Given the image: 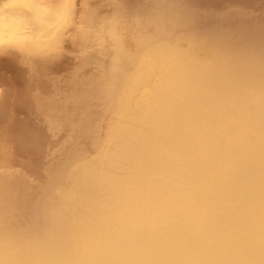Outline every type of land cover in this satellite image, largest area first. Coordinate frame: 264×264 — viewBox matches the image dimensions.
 Instances as JSON below:
<instances>
[{
	"label": "bare ground",
	"instance_id": "1",
	"mask_svg": "<svg viewBox=\"0 0 264 264\" xmlns=\"http://www.w3.org/2000/svg\"><path fill=\"white\" fill-rule=\"evenodd\" d=\"M127 2L133 58L117 73L76 62L61 93L47 82L56 63L32 73L0 58L30 82L11 89L14 106L0 101V239L20 264H264V26L210 34L181 1ZM26 105L53 134L77 133L24 229L18 216L35 194L26 178L41 169L13 184L5 122Z\"/></svg>",
	"mask_w": 264,
	"mask_h": 264
},
{
	"label": "clouds",
	"instance_id": "2",
	"mask_svg": "<svg viewBox=\"0 0 264 264\" xmlns=\"http://www.w3.org/2000/svg\"><path fill=\"white\" fill-rule=\"evenodd\" d=\"M121 0H0V58L35 73L65 57L107 62L113 73L132 60L131 24ZM0 239V264H20Z\"/></svg>",
	"mask_w": 264,
	"mask_h": 264
},
{
	"label": "rangeland",
	"instance_id": "3",
	"mask_svg": "<svg viewBox=\"0 0 264 264\" xmlns=\"http://www.w3.org/2000/svg\"><path fill=\"white\" fill-rule=\"evenodd\" d=\"M124 1H126L127 4L129 3L127 0ZM154 1L155 3L150 4L151 6L164 2L176 4L181 1L184 6V12L200 18L199 22L195 24V27L200 31H205L210 34H219L227 29H236V27L241 28V31L245 33L253 30L254 26H264V0ZM134 3L133 8L135 9H144L148 7L146 0H135ZM76 62L77 61L73 60L72 57H66L62 61L56 63L57 70L56 68L54 69L55 75L49 76L47 82L56 85L58 88L57 90L60 92L62 91L61 93H66L70 87L72 70ZM95 73H97V70L92 68L89 70L88 76ZM17 80L13 71H7L0 66V101H5V105H15V103H13L15 100L10 96L11 89L15 88L16 92H20L30 84L26 79L25 81ZM50 95H53V93H47L46 97ZM29 107L30 105H26L24 113L17 112L16 117H11L10 115V120L8 118L5 122L6 125L15 126L14 131L10 129L9 135L10 139H14V144L11 148L14 161V168L11 172H14L15 175L11 179L13 184L17 185L14 182H16L17 176L20 173H29V169H34L36 167L41 169L38 176L30 173L27 175L29 178L25 177L29 180V183H32L31 186L34 188L35 194H33L34 202L30 205L28 211L24 213V215L18 216V222H20L24 229L35 225V220L40 215L42 202L47 200L51 195L49 185L52 178L48 171L53 170L55 174V172H60L65 169L66 166L64 165V161L66 160V156L62 154V151L65 152L67 142L77 133V131L73 130L70 126H63L60 132L53 134L44 117L34 114L33 111H29ZM101 109L102 107L97 109L98 113L101 112ZM99 116L102 117V120H106L105 115L100 114ZM71 117L75 119L73 116ZM1 118H5L4 115H1ZM101 126L103 127V124ZM37 132H39V134L35 135L34 133ZM95 132L100 133L99 129H95ZM24 137L26 139L24 141L21 140V138ZM22 144H24V146L20 149ZM18 149H20V151H18ZM54 152L55 158H52L51 155ZM55 166L58 168L56 169Z\"/></svg>",
	"mask_w": 264,
	"mask_h": 264
}]
</instances>
